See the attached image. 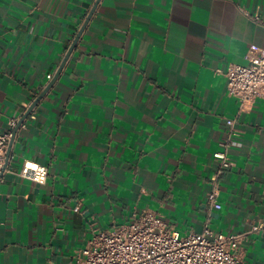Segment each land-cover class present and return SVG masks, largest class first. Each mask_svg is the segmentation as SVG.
Here are the masks:
<instances>
[{
    "label": "crops",
    "instance_id": "0c3cea01",
    "mask_svg": "<svg viewBox=\"0 0 264 264\" xmlns=\"http://www.w3.org/2000/svg\"><path fill=\"white\" fill-rule=\"evenodd\" d=\"M95 1L0 0V132L54 79L12 129L0 264H77L94 232L142 208L184 234L264 219V97L237 114L224 75L263 45L264 0H99L57 74ZM24 161L46 166L44 183L17 175ZM238 253L264 264V229Z\"/></svg>",
    "mask_w": 264,
    "mask_h": 264
},
{
    "label": "built area",
    "instance_id": "2783aa9c",
    "mask_svg": "<svg viewBox=\"0 0 264 264\" xmlns=\"http://www.w3.org/2000/svg\"><path fill=\"white\" fill-rule=\"evenodd\" d=\"M264 30V20L254 17ZM246 64L230 63L224 73L226 94L236 99L237 114L256 98L264 97V42L260 47H251L246 54ZM46 78L51 79V74ZM32 110V109H31ZM31 112V111H30ZM28 113V115L30 114ZM27 115V116H28ZM33 117V114L29 115ZM235 119H226L229 133H234ZM15 121L0 132V177L7 159V147L12 136ZM228 141L222 143V150L214 153L219 160L211 175L212 188L206 194L208 209H219L218 177L222 169L231 164L226 155ZM17 175L34 183L46 180L44 165L24 161ZM74 211L78 210L75 206ZM264 229V219L250 225L249 229L230 233L213 232L208 226L201 232H189L181 236L172 229L163 217L152 210L142 208L134 211L132 218L109 230H98L92 234L80 250L77 264H242L238 248L249 234Z\"/></svg>",
    "mask_w": 264,
    "mask_h": 264
},
{
    "label": "water",
    "instance_id": "95a60500",
    "mask_svg": "<svg viewBox=\"0 0 264 264\" xmlns=\"http://www.w3.org/2000/svg\"><path fill=\"white\" fill-rule=\"evenodd\" d=\"M98 1H99V0H96V1H95L94 5L92 6V8H91V10H90V12H89V14H88L87 17L85 18V20H84L82 26L80 27L78 33H77L76 36L74 37L72 44H71L70 47L67 49V51H66V53H65V55H64V57H63V60L61 61L60 65H59V67H58L57 74H58V72L61 70L62 66L64 65V62L66 61V59L68 58L70 52L72 51V49H73V47H74L76 41L78 40V38H79V36H80L82 30L84 29L86 23L88 22V20H89V18H90V16H91V14H92V12H93V10H94L96 4L98 3ZM53 80H54V79H52L51 81H49V82L47 83V85L45 86V88H44V90L41 92V94H40V95H39V96H38V97H37V98L31 103V105L28 107V109L26 110V112L23 114V116H22V117L19 119V121L17 122L16 127H18V125L21 124V121H22V120L28 115V113H29V112L31 111V109L34 107V105L36 104V102L42 97V95L46 92V90L52 85ZM13 135H14V131L12 132V136H11V139H10L9 144H8V147H7V157H8V153H9V150H10V145H11V142H12Z\"/></svg>",
    "mask_w": 264,
    "mask_h": 264
},
{
    "label": "rangeland",
    "instance_id": "374dc122",
    "mask_svg": "<svg viewBox=\"0 0 264 264\" xmlns=\"http://www.w3.org/2000/svg\"><path fill=\"white\" fill-rule=\"evenodd\" d=\"M179 234H180L181 236L185 235L184 233H181V232H179Z\"/></svg>",
    "mask_w": 264,
    "mask_h": 264
}]
</instances>
